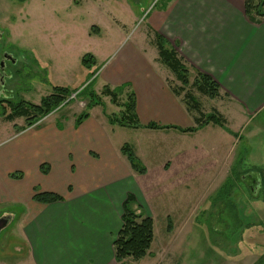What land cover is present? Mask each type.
Returning a JSON list of instances; mask_svg holds the SVG:
<instances>
[{
    "label": "crops",
    "instance_id": "crops-1",
    "mask_svg": "<svg viewBox=\"0 0 264 264\" xmlns=\"http://www.w3.org/2000/svg\"><path fill=\"white\" fill-rule=\"evenodd\" d=\"M148 17L151 45L156 46L155 34L163 36L190 75L207 74L220 86L219 96L210 99L226 106L214 111L223 116L222 112L233 110L234 120L244 118V122H237L239 126L264 111V18L250 19L245 0H169ZM101 32L99 25L90 28V35L99 36ZM129 44L119 39L114 57L108 52L99 53L102 49L96 56L85 53L82 57L81 63L86 55L93 58L88 67L82 63L88 75L93 76L99 56L102 57L103 67L98 73L103 83L101 92L93 86L95 79L89 87L102 98V105L86 107L79 114L77 111L81 110L76 106L72 121L65 120L71 116L68 112L59 115L57 122L41 124L37 129L17 123L18 118L8 121L0 115L14 127L10 131L3 129L7 132L0 139V217L5 216L2 221L6 222L0 230L13 222L21 230L29 250L26 260H20L22 264H117L113 242L122 226L127 196L133 195L136 203L139 201L136 176L145 177L153 163L160 164L164 172L173 173L177 167L179 171L174 173L187 176L200 154L208 150L218 158L210 156L212 162L219 160L218 164H222V151L232 162L240 132L233 131L223 117L227 128L209 124L193 133L180 131L196 125L182 94L174 93L177 88L170 84L166 72L162 76L159 51L157 57L149 58L145 46ZM106 87H121L122 98L126 93L134 94L135 120L144 128L110 123L109 116L120 114L123 109L103 94ZM48 91L43 98L53 94V89ZM104 99H110L118 113H96L99 106H105ZM124 102L126 98L121 99ZM84 113L88 117L77 122ZM152 123L169 128H145ZM205 128H210V134L203 133ZM126 130H132L139 142L143 139L144 150L131 147L147 169L144 175L133 171L121 153L125 144L116 139ZM196 139H203L210 146L200 152ZM43 165L48 170L46 174L41 170ZM223 167L217 169L220 174L214 182L229 175ZM15 174L22 178H13ZM184 178H179L181 187ZM194 180L192 177L191 184ZM37 192L55 193L63 199L48 204L37 202ZM12 208L16 210L8 211ZM0 264H7L6 259L1 257Z\"/></svg>",
    "mask_w": 264,
    "mask_h": 264
},
{
    "label": "rangeland",
    "instance_id": "rangeland-1",
    "mask_svg": "<svg viewBox=\"0 0 264 264\" xmlns=\"http://www.w3.org/2000/svg\"><path fill=\"white\" fill-rule=\"evenodd\" d=\"M168 1L0 0V100L7 96V99L16 102L25 100L39 105L43 96L49 94L48 90L54 86L82 88L93 79L94 88L101 92L103 83L99 74L103 67L102 57L99 56L100 63L96 67L98 70L93 76L88 75L81 63L84 54L91 53L96 56L102 49L99 53L108 52L114 57L117 41L120 39L121 42L130 43L129 45L142 44L149 49V58L152 55L157 57L156 46L150 44L152 33L148 24L151 16L148 15L160 11ZM109 23L116 27L109 26ZM121 23L122 26H118ZM93 25L102 27L99 36L90 35ZM97 29L99 30L98 27ZM7 56L12 57L11 63L6 61ZM158 67L163 70L162 76L166 72L171 85L177 89L181 87L170 69L161 62ZM195 77V74L190 75V84ZM6 87L9 88L8 91ZM119 92L122 93L121 89ZM187 92L200 103V110H192L189 114L195 125L201 113L206 118L225 105L221 107L217 99L213 101L201 95L191 85L181 96L185 97ZM72 95L66 99L70 100L66 105L62 104L61 109L40 120L33 128L55 122L59 115L68 112L71 116H67L65 120L72 121V112L76 106L81 110L77 111L79 114L86 111L90 103V106L93 105L88 95H78L70 99ZM125 98L124 95L123 100ZM104 102L105 106H99L96 113H118L110 99H104ZM0 108L5 109L8 114L11 113L8 103L0 105ZM222 115L229 121V127L233 131L240 132L231 164L223 151L220 158L222 164H218L219 160L212 162V150L202 152L210 143L196 139L200 146L198 150L202 153L187 176L174 173L179 171L176 170L177 167L173 173L170 170L164 172L160 164L153 163L149 165V173L145 177L134 178L140 194L137 195L139 201L136 205L131 204L130 207L137 214L151 215L155 238L146 257L141 260L127 258L124 264L257 263L264 249L260 245L262 234L264 235V203L261 202L264 201V187H261L258 195L255 193L256 196L246 187L243 177L245 174L260 173L264 178V111L240 126L238 123L244 122V118L240 121L234 120L233 110L224 111ZM1 119L0 139L5 132L14 128L11 122ZM17 123L26 125L25 119L20 117ZM5 128L7 131L3 130ZM209 129L205 128L203 133L208 134ZM131 131H121L117 142L144 150L143 139L139 142ZM225 151L227 153V148ZM223 166L229 175L214 182V178L220 174H217V169ZM181 176L185 177L183 187L179 184ZM192 177L195 180L191 184ZM176 198L184 201H175ZM10 210L16 208L8 211ZM4 217H0V226L4 224ZM28 251V244L15 222L0 230V258L6 259L7 264H22L20 260H26Z\"/></svg>",
    "mask_w": 264,
    "mask_h": 264
},
{
    "label": "trees",
    "instance_id": "trees-1",
    "mask_svg": "<svg viewBox=\"0 0 264 264\" xmlns=\"http://www.w3.org/2000/svg\"><path fill=\"white\" fill-rule=\"evenodd\" d=\"M245 11L247 16L256 20V18H264V0H245ZM156 46L159 51V59L162 64H164L171 72L176 76L177 80L181 83V87L174 89V93L181 95L184 91L188 89L191 85L197 89V91L206 97L215 99L219 96L220 86L215 82L209 75L198 72L194 82L190 84L189 78L190 73L186 65L183 64L182 60L179 58L178 53L174 48L168 46L167 40L159 35L155 34ZM93 58L90 55H86L83 58V65L85 67L90 66V62ZM89 83L77 94V96L88 95L92 99L93 105H87V108L102 105V98L95 94L89 87ZM121 87H117L111 90L106 87L103 94L111 98L113 104L120 106L123 110L119 115L109 116V121L113 125H119L121 127H132V128H144V126L136 123V113H135V99L134 94L126 93V102L121 103L123 93L119 92ZM79 90H70L66 87H53V94L42 99L39 105H34L28 102H13L12 100L2 99L0 100V105L4 103H9L11 113L8 114L5 109L0 108V115L5 117L8 121H13L18 117L26 118V127H32L37 124L40 120L47 117L57 109L62 107V104H67L68 99L72 94L77 93ZM67 101V102H66ZM66 102V103H65ZM184 102L189 111L196 110L199 111L200 103L197 98L192 94L188 93L184 97ZM86 113L78 117L77 122H81L84 118H87ZM214 124L222 128H227L225 126L226 122L222 116L218 113L205 116L201 113L200 118H197L196 126L189 129H180L184 133H193L199 129L209 125ZM145 128L159 130L166 129L169 127H163L158 124L152 123ZM121 153L126 157L131 168L140 175H144L147 172L146 167L143 165L141 160L136 155L134 149L125 144ZM45 165L41 167L44 174L48 173L45 169ZM13 178H22L21 174L12 175ZM63 198L55 193L50 192H37L34 195V200L41 203H54L61 201ZM136 201L133 195H128L123 203V213L121 216L122 226L118 232L114 242V255L117 264H124V260L127 258H132L134 260H141L146 257L149 250L154 242V220L147 215L137 214L131 207V204H135ZM171 225V224H169ZM169 228H172L169 226ZM171 229H169V232Z\"/></svg>",
    "mask_w": 264,
    "mask_h": 264
},
{
    "label": "flooded vegetation",
    "instance_id": "flooded-vegetation-1",
    "mask_svg": "<svg viewBox=\"0 0 264 264\" xmlns=\"http://www.w3.org/2000/svg\"><path fill=\"white\" fill-rule=\"evenodd\" d=\"M11 60L13 61L12 57L10 58H6V61L11 63ZM7 63V62H6ZM2 65H4V63H2ZM1 72V70H0ZM2 75V74H1ZM6 90L8 91L9 88L6 87ZM4 96V95H3ZM7 96H4V99H6ZM9 100V99H6ZM260 174V173H259ZM259 174H250V175H246L243 177V180L245 181L246 187L250 188V190L255 194L258 195L259 191L261 190V187H264V178H262L263 176H260ZM255 194V195H256ZM256 195V196H257ZM262 203H264V201H261ZM262 238L263 240H261V246L264 247V235L262 234ZM261 238V239H262ZM256 264H264V249L262 254L260 255V257L258 258V261Z\"/></svg>",
    "mask_w": 264,
    "mask_h": 264
},
{
    "label": "water",
    "instance_id": "water-1",
    "mask_svg": "<svg viewBox=\"0 0 264 264\" xmlns=\"http://www.w3.org/2000/svg\"><path fill=\"white\" fill-rule=\"evenodd\" d=\"M6 58H10V56H7ZM3 66V65H2ZM2 69H4V68H2ZM1 75V74H0ZM4 224H6V222L4 221Z\"/></svg>",
    "mask_w": 264,
    "mask_h": 264
},
{
    "label": "built area",
    "instance_id": "built-area-1",
    "mask_svg": "<svg viewBox=\"0 0 264 264\" xmlns=\"http://www.w3.org/2000/svg\"><path fill=\"white\" fill-rule=\"evenodd\" d=\"M74 97H76V95H72V97H71L70 99H72V98H74Z\"/></svg>",
    "mask_w": 264,
    "mask_h": 264
}]
</instances>
